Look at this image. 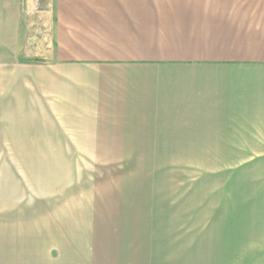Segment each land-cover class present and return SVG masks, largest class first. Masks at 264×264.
I'll return each instance as SVG.
<instances>
[{"label":"crops","instance_id":"0c3cea01","mask_svg":"<svg viewBox=\"0 0 264 264\" xmlns=\"http://www.w3.org/2000/svg\"><path fill=\"white\" fill-rule=\"evenodd\" d=\"M118 147L264 148V0H0V264H86Z\"/></svg>","mask_w":264,"mask_h":264},{"label":"rangeland","instance_id":"374dc122","mask_svg":"<svg viewBox=\"0 0 264 264\" xmlns=\"http://www.w3.org/2000/svg\"><path fill=\"white\" fill-rule=\"evenodd\" d=\"M86 154V264H264V148Z\"/></svg>","mask_w":264,"mask_h":264}]
</instances>
